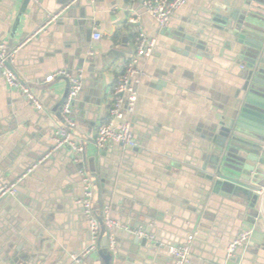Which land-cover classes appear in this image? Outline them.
Returning a JSON list of instances; mask_svg holds the SVG:
<instances>
[{
	"label": "crops",
	"instance_id": "0c3cea01",
	"mask_svg": "<svg viewBox=\"0 0 264 264\" xmlns=\"http://www.w3.org/2000/svg\"><path fill=\"white\" fill-rule=\"evenodd\" d=\"M143 2L0 0V42L9 46L13 38L10 65L43 106L38 109L0 77V188L37 165L16 195L0 197V264L25 259V264H103L97 251L80 262L73 258L92 236L78 202L81 169L93 178L98 214L109 205L124 226H142L156 237L136 242V234L120 227L117 249L127 258L117 253L113 264H175L166 245L186 243L190 234L186 264H230L228 245L245 228L254 233L240 249L243 264H264V232L248 221V205L213 194L204 169L212 127L217 116L227 114L243 80L219 40L208 42L210 52L204 50L212 57H199L184 37L199 35L212 3L220 7L223 0H188L167 29ZM140 31L157 43L140 62L146 76L131 116L137 145L100 149L98 127L108 119L115 83ZM95 32L100 39L93 38ZM211 34L227 36L214 27ZM60 70L82 74L72 131L85 147L79 157L69 145L56 148L69 82L64 76L47 78Z\"/></svg>",
	"mask_w": 264,
	"mask_h": 264
},
{
	"label": "water",
	"instance_id": "95a60500",
	"mask_svg": "<svg viewBox=\"0 0 264 264\" xmlns=\"http://www.w3.org/2000/svg\"><path fill=\"white\" fill-rule=\"evenodd\" d=\"M212 6V12L204 16V26L199 35H186L184 39L194 46L193 51L199 57H210L204 52L211 51L208 42L220 41L224 46L223 52L235 64L236 74L243 82L227 114L217 116L218 122L212 127V135L208 138L210 144L204 156V169L210 172L207 178L213 194L241 199L248 205L249 214H252L248 221L264 232V213L258 206L260 203L264 209V194H261L264 187V0H223L220 7L214 2ZM212 27L225 30L227 36L220 38L211 34ZM13 44L12 38L8 44L9 50ZM111 56L113 54L109 52ZM109 57L107 62L111 60ZM68 82L70 86L69 79ZM134 148L128 147V150ZM111 217L120 222L112 210ZM97 218L101 226L97 254L102 257L103 264H113L117 253H120L121 259H126L127 253L119 249L114 253L108 248L103 217L97 214ZM120 229H115L117 245V230ZM133 230L134 226L128 231ZM134 237L136 242H148L147 238ZM240 249L228 258L230 264H243ZM25 261L18 264H25Z\"/></svg>",
	"mask_w": 264,
	"mask_h": 264
},
{
	"label": "built area",
	"instance_id": "2783aa9c",
	"mask_svg": "<svg viewBox=\"0 0 264 264\" xmlns=\"http://www.w3.org/2000/svg\"><path fill=\"white\" fill-rule=\"evenodd\" d=\"M188 0H144V6L149 14L156 20L160 28L167 29L169 27L172 16L182 8ZM132 22L137 23L138 19L132 18ZM102 34L95 32L93 38L100 39ZM155 38H148L147 35L140 31L136 37V47L133 55L123 66L113 90V102L109 108V116L106 121L98 127L95 143L98 148L102 149L110 144H120L128 147L137 145L136 136L133 127L132 115L135 113L136 105L139 97L138 86L141 83L146 72L141 68L140 62L143 58L150 57L154 53L156 46ZM14 52L8 49L6 42H0V77L6 84L15 90L24 94L38 109H41L42 102L39 97L32 91L29 85L21 80L17 73L11 67ZM56 76H65L70 80L69 92L61 109L63 119V127L56 133L55 141L56 148L64 145H69L76 156L79 157L85 151L84 145L74 140L72 131L76 127V122L73 118V108L75 100L82 88V74L77 72L72 74L66 70H60L50 75L47 81L53 80ZM77 160H80L77 158ZM36 164L30 167L16 182L4 185L0 188V197L6 195H16L19 182L29 173L33 172ZM83 193L79 199V204L83 208L84 215L91 227V243L81 254L74 255L76 261H83L88 255L97 251V243L99 241V221L97 218V210L94 205L96 196V188L93 178L86 170H80ZM264 194V188L261 191ZM261 212H264L260 206ZM100 215L103 217L106 226V236L108 238V248L116 253V231L117 228L124 227L130 230L129 226H124L119 221L111 217L110 206H105ZM133 233L139 237L147 238L151 242L156 240L154 234L147 232L142 226L133 230ZM254 228H245L237 235L228 245V256H234L235 251L245 247L250 243ZM157 241V240H156ZM191 242L192 237L186 243L167 244L166 249L170 256L173 257L175 264H186L191 257ZM155 243V242H154Z\"/></svg>",
	"mask_w": 264,
	"mask_h": 264
}]
</instances>
